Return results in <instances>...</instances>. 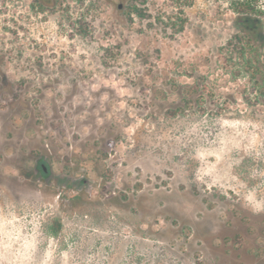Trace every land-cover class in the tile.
Here are the masks:
<instances>
[{"label": "rangeland", "instance_id": "obj_1", "mask_svg": "<svg viewBox=\"0 0 264 264\" xmlns=\"http://www.w3.org/2000/svg\"><path fill=\"white\" fill-rule=\"evenodd\" d=\"M233 19L0 0V264H264V94Z\"/></svg>", "mask_w": 264, "mask_h": 264}, {"label": "trees", "instance_id": "obj_2", "mask_svg": "<svg viewBox=\"0 0 264 264\" xmlns=\"http://www.w3.org/2000/svg\"><path fill=\"white\" fill-rule=\"evenodd\" d=\"M176 7H189L194 4L195 0H170ZM227 2L229 9L234 13L233 27L235 31L229 38L226 44V48L233 51L236 56L242 60L244 67L247 68L250 77L254 80L257 85V91L261 95L264 94V62L261 59L264 49V0H219ZM134 10L139 17L150 16L147 12L142 11L136 5ZM184 15V10L181 11ZM180 18V23L172 21V15L166 13H160L155 18L160 22L169 23L170 21L175 22L173 24H179L178 27L175 25L170 26L174 33H179L184 30L185 22L187 21L184 16ZM169 26V25H168ZM255 86V85H254ZM256 88V87H255ZM247 104L249 99L244 98ZM176 111L173 110V113ZM46 166V165H45ZM46 170L43 165L41 172L47 176L49 173V167L46 166ZM62 227V223L58 220L53 225L54 233L57 234Z\"/></svg>", "mask_w": 264, "mask_h": 264}, {"label": "water", "instance_id": "obj_3", "mask_svg": "<svg viewBox=\"0 0 264 264\" xmlns=\"http://www.w3.org/2000/svg\"><path fill=\"white\" fill-rule=\"evenodd\" d=\"M44 169L46 170V166H44Z\"/></svg>", "mask_w": 264, "mask_h": 264}, {"label": "flooded vegetation", "instance_id": "obj_4", "mask_svg": "<svg viewBox=\"0 0 264 264\" xmlns=\"http://www.w3.org/2000/svg\"><path fill=\"white\" fill-rule=\"evenodd\" d=\"M45 165H43V167H44ZM47 169V168H46Z\"/></svg>", "mask_w": 264, "mask_h": 264}]
</instances>
